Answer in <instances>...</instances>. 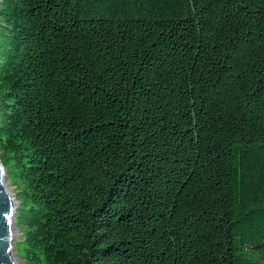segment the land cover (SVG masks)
I'll return each instance as SVG.
<instances>
[{"label":"trees","instance_id":"trees-1","mask_svg":"<svg viewBox=\"0 0 264 264\" xmlns=\"http://www.w3.org/2000/svg\"><path fill=\"white\" fill-rule=\"evenodd\" d=\"M0 1L26 264H264V0Z\"/></svg>","mask_w":264,"mask_h":264},{"label":"water","instance_id":"water-1","mask_svg":"<svg viewBox=\"0 0 264 264\" xmlns=\"http://www.w3.org/2000/svg\"><path fill=\"white\" fill-rule=\"evenodd\" d=\"M14 213V201L4 183V168L0 161V264H17L12 254Z\"/></svg>","mask_w":264,"mask_h":264},{"label":"rangeland","instance_id":"rangeland-1","mask_svg":"<svg viewBox=\"0 0 264 264\" xmlns=\"http://www.w3.org/2000/svg\"><path fill=\"white\" fill-rule=\"evenodd\" d=\"M0 3H1V1H0ZM4 183L6 185V188H7L8 192H9V194L13 198L14 206H15V212H16V208H17V205L19 203L17 198H16L17 197V190H18V186H17L18 183L12 177L11 173L9 172V170H6V169H4ZM13 226H14V223H13ZM20 239H21V233H20L19 229L15 228V226H14V229H13V249H12V254H13L14 258L20 264H26L24 259L21 256H19V254L17 253V244H18V241Z\"/></svg>","mask_w":264,"mask_h":264},{"label":"bare ground","instance_id":"bare-ground-1","mask_svg":"<svg viewBox=\"0 0 264 264\" xmlns=\"http://www.w3.org/2000/svg\"><path fill=\"white\" fill-rule=\"evenodd\" d=\"M16 260V259H15ZM17 264H20L17 260H16Z\"/></svg>","mask_w":264,"mask_h":264}]
</instances>
